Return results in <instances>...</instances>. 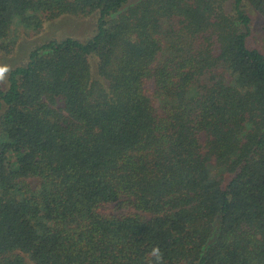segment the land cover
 Returning <instances> with one entry per match:
<instances>
[{
    "label": "trees",
    "instance_id": "16d2710c",
    "mask_svg": "<svg viewBox=\"0 0 264 264\" xmlns=\"http://www.w3.org/2000/svg\"><path fill=\"white\" fill-rule=\"evenodd\" d=\"M90 14L0 88V264H264V0H0V53Z\"/></svg>",
    "mask_w": 264,
    "mask_h": 264
},
{
    "label": "rangeland",
    "instance_id": "374dc122",
    "mask_svg": "<svg viewBox=\"0 0 264 264\" xmlns=\"http://www.w3.org/2000/svg\"><path fill=\"white\" fill-rule=\"evenodd\" d=\"M226 5L228 6L227 2ZM249 13L253 16L251 10ZM95 23V14H90L84 18L63 15L57 19L46 22L43 29L39 32L27 31L20 28L14 35L16 42L13 48L9 52L2 51L0 53V66H6L9 71L15 66L24 64L27 61L29 51L33 47L50 39H60L65 36H71L85 40L94 34L96 28ZM248 43L253 47H257L264 53V31L260 29L257 21L251 25ZM6 84L5 78L3 81H0V88H5Z\"/></svg>",
    "mask_w": 264,
    "mask_h": 264
},
{
    "label": "clouds",
    "instance_id": "9594fccd",
    "mask_svg": "<svg viewBox=\"0 0 264 264\" xmlns=\"http://www.w3.org/2000/svg\"><path fill=\"white\" fill-rule=\"evenodd\" d=\"M8 69L6 66H0V81L6 78V73ZM150 255L154 258L153 264H163V253L159 246L153 247Z\"/></svg>",
    "mask_w": 264,
    "mask_h": 264
}]
</instances>
